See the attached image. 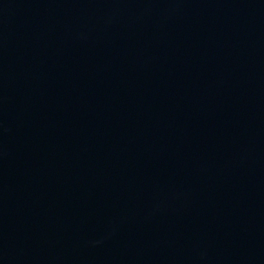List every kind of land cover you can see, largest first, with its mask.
<instances>
[{"label": "water", "instance_id": "1", "mask_svg": "<svg viewBox=\"0 0 264 264\" xmlns=\"http://www.w3.org/2000/svg\"><path fill=\"white\" fill-rule=\"evenodd\" d=\"M0 264H264V0H0Z\"/></svg>", "mask_w": 264, "mask_h": 264}]
</instances>
